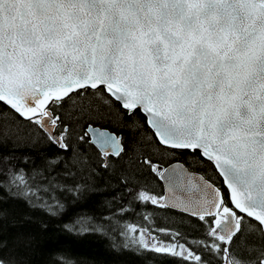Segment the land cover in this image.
<instances>
[{
  "label": "snow or ice",
  "instance_id": "1",
  "mask_svg": "<svg viewBox=\"0 0 264 264\" xmlns=\"http://www.w3.org/2000/svg\"><path fill=\"white\" fill-rule=\"evenodd\" d=\"M8 141L56 146L66 155L48 166L68 176L116 174L124 203L105 219L137 247L178 264H264V0H0ZM183 154L205 174L163 166ZM13 159L0 153V191L48 194L54 210L63 186ZM137 205L146 224L128 222ZM148 206L180 226H155Z\"/></svg>",
  "mask_w": 264,
  "mask_h": 264
},
{
  "label": "trees",
  "instance_id": "2",
  "mask_svg": "<svg viewBox=\"0 0 264 264\" xmlns=\"http://www.w3.org/2000/svg\"><path fill=\"white\" fill-rule=\"evenodd\" d=\"M109 127L123 135L126 141L130 139L127 129ZM86 149V145H81L82 151ZM0 153L13 157L16 168L24 169L25 173L38 169L45 177H54L63 186L54 193L59 201L54 210L43 202L52 203L48 194H42L43 200L29 201L15 189L0 191V258L9 264H57L59 257H66L73 264H178L169 255L137 247L120 235L118 229L110 227L105 217L111 216L124 203L121 200L123 189L116 174L99 168L98 173L88 179L79 173L66 175L62 163L50 168L49 160L66 155L50 144L34 146L8 141L0 144ZM87 154L95 160L94 150ZM173 162L183 163L190 171L205 174L204 166L190 160L188 154L169 157L163 166ZM148 181L154 192L163 194L160 179L149 177ZM41 182L47 184V180ZM78 184L83 187L73 191ZM140 211L141 206L137 205L134 212L126 213L128 222L146 224L139 217ZM143 211L144 214L155 213V226H180L178 212L152 206Z\"/></svg>",
  "mask_w": 264,
  "mask_h": 264
},
{
  "label": "water",
  "instance_id": "3",
  "mask_svg": "<svg viewBox=\"0 0 264 264\" xmlns=\"http://www.w3.org/2000/svg\"><path fill=\"white\" fill-rule=\"evenodd\" d=\"M176 163H179V162H173V163H171V164H176ZM167 166H169V165H167ZM167 166H165V167H167ZM185 166V165H184ZM186 167V166H185ZM187 168V167H186ZM188 169V168H187ZM189 170V169H188ZM190 171V170H189ZM190 172H193V171H190ZM194 173H197V172H194ZM197 174H200V173H197ZM160 181H161V184H162V187H163V194H165V189H166V184H165V182L162 180V179H160Z\"/></svg>",
  "mask_w": 264,
  "mask_h": 264
}]
</instances>
